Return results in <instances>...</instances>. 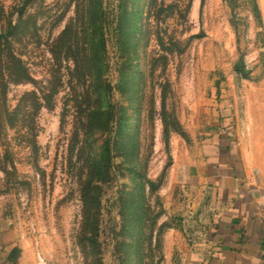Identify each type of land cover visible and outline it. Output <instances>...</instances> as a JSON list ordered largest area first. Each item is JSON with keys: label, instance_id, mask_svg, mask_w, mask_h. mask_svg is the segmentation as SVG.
<instances>
[{"label": "rangeland", "instance_id": "rangeland-1", "mask_svg": "<svg viewBox=\"0 0 264 264\" xmlns=\"http://www.w3.org/2000/svg\"><path fill=\"white\" fill-rule=\"evenodd\" d=\"M23 2L0 0L2 263L182 264L208 154L264 175V0Z\"/></svg>", "mask_w": 264, "mask_h": 264}, {"label": "crops", "instance_id": "crops-1", "mask_svg": "<svg viewBox=\"0 0 264 264\" xmlns=\"http://www.w3.org/2000/svg\"><path fill=\"white\" fill-rule=\"evenodd\" d=\"M205 183L208 223L182 264H264V175L216 148L208 154Z\"/></svg>", "mask_w": 264, "mask_h": 264}, {"label": "trees", "instance_id": "trees-1", "mask_svg": "<svg viewBox=\"0 0 264 264\" xmlns=\"http://www.w3.org/2000/svg\"><path fill=\"white\" fill-rule=\"evenodd\" d=\"M29 0H24L22 6L20 7V9L18 10V13L21 15L23 12V9L25 8V6L28 4ZM87 9H88V13L91 14V12H93V9L95 11H97V13L100 15L101 12V0H87ZM1 37V34H0ZM6 42V39L3 40V42H0V48L4 45V43ZM104 53H105V44L103 39L101 40V51H99L97 58H99V61H103V57H104ZM103 54V55H102ZM1 60V58H0ZM17 80V75H14ZM104 87H108V85H104ZM106 102V101H105ZM109 102L107 103V107H102V106H98L96 109L95 113H86L83 116L80 117V119H78V125H79V130L82 131V134L84 136H88L89 133H92V129H94L97 132H101L104 130V128L108 125L109 120H108V108H109ZM97 115V117H102L101 121L99 124H97L96 126H93L90 122H89V117L90 115ZM104 152H108V140L105 139L104 140Z\"/></svg>", "mask_w": 264, "mask_h": 264}]
</instances>
